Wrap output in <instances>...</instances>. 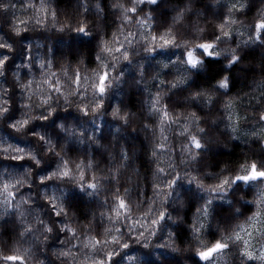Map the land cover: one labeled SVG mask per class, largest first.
I'll return each mask as SVG.
<instances>
[{"label": "clouds", "instance_id": "clouds-1", "mask_svg": "<svg viewBox=\"0 0 264 264\" xmlns=\"http://www.w3.org/2000/svg\"><path fill=\"white\" fill-rule=\"evenodd\" d=\"M0 264H264V0H0Z\"/></svg>", "mask_w": 264, "mask_h": 264}]
</instances>
